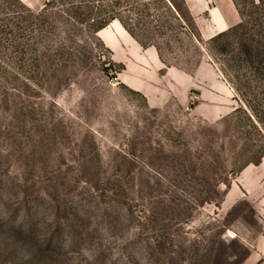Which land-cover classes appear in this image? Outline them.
<instances>
[{"label":"rangeland","instance_id":"1","mask_svg":"<svg viewBox=\"0 0 264 264\" xmlns=\"http://www.w3.org/2000/svg\"><path fill=\"white\" fill-rule=\"evenodd\" d=\"M171 2L0 0V264H264V0Z\"/></svg>","mask_w":264,"mask_h":264},{"label":"crops","instance_id":"2","mask_svg":"<svg viewBox=\"0 0 264 264\" xmlns=\"http://www.w3.org/2000/svg\"><path fill=\"white\" fill-rule=\"evenodd\" d=\"M225 3L230 7V12H231L230 13L231 14L230 18L232 20H234V22L233 23H229V25H226L223 20L218 19V23L216 22V25L213 24L214 25L215 34H213L211 36H208L209 39L212 38L213 36L217 35V34H220V33L224 32V31L230 29L231 27L237 25L240 22L239 14H238V12H237L232 0H225ZM226 200H227V203L230 202L228 197H226ZM226 200H225V202H226Z\"/></svg>","mask_w":264,"mask_h":264},{"label":"trees","instance_id":"3","mask_svg":"<svg viewBox=\"0 0 264 264\" xmlns=\"http://www.w3.org/2000/svg\"><path fill=\"white\" fill-rule=\"evenodd\" d=\"M232 2H233L234 6H235V8H236V10H237V12H238V14H239L240 22H239L237 25L231 27L230 29H232V28H234V27H236V26H238V25H240V24L242 23V13H241V11H240L238 5L236 4L235 0H232ZM168 3H169V5L173 8V10H175V8H174V6H173L171 0H168ZM102 28H104L103 25H101V28H99V31H101ZM230 29H228V30H230ZM228 30H226V31H228ZM99 31H98V33H99ZM226 31H224V32H222V33H220V34H217L216 36H219V35L225 33ZM98 37H99V35H98ZM99 38H100V37H99ZM100 39H101V38H100ZM101 40H102V39H101ZM102 42H103V41H102ZM103 43H104V42H103Z\"/></svg>","mask_w":264,"mask_h":264},{"label":"bare ground","instance_id":"4","mask_svg":"<svg viewBox=\"0 0 264 264\" xmlns=\"http://www.w3.org/2000/svg\"><path fill=\"white\" fill-rule=\"evenodd\" d=\"M214 15V17H215V21L218 23V18H217V16L215 15V14H213ZM112 23H114V24H116L117 25V21H113ZM121 27V26H120ZM122 28V27H121ZM106 30V28H103L101 31H105ZM122 30H123V28H122ZM101 31H99V32H101ZM124 32H125V30H123ZM126 33V32H125ZM98 35H99V33H98ZM101 38V37H100ZM102 39V38H101ZM109 43H110V41H109Z\"/></svg>","mask_w":264,"mask_h":264}]
</instances>
